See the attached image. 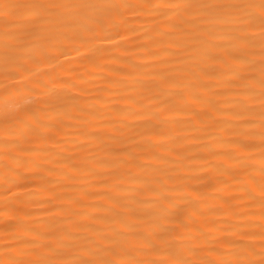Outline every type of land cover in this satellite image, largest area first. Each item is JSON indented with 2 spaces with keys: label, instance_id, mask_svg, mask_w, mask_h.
<instances>
[{
  "label": "bare ground",
  "instance_id": "1",
  "mask_svg": "<svg viewBox=\"0 0 264 264\" xmlns=\"http://www.w3.org/2000/svg\"><path fill=\"white\" fill-rule=\"evenodd\" d=\"M127 2L118 27L86 43H58L14 75L0 59V113L42 122L0 116V264L101 258V238L124 223L176 229L194 264L228 242L210 258L261 259L264 217L249 195L264 131L259 29L242 32L227 9L152 7L185 0ZM141 245L131 238L123 258L170 259Z\"/></svg>",
  "mask_w": 264,
  "mask_h": 264
},
{
  "label": "snow or ice",
  "instance_id": "2",
  "mask_svg": "<svg viewBox=\"0 0 264 264\" xmlns=\"http://www.w3.org/2000/svg\"><path fill=\"white\" fill-rule=\"evenodd\" d=\"M146 6V5H145ZM133 7L127 0H15L12 3L0 2V20L3 21V32L0 35V59L3 61V68L8 75L15 73L11 69L25 67L29 62L36 61L39 56L44 55L48 48L54 47L63 41L87 42L90 35L105 31L106 29L117 28L118 18L124 15V12ZM154 8H176L183 9L185 12H193L198 9H227L235 13L242 14L243 28L242 32L253 29H259L262 45H264V0H229V2H200V0H185L183 3H167L152 5ZM119 35V32H116ZM104 39H111L110 36ZM261 64L264 65V47L261 51ZM264 72V69H262ZM261 96L264 97V75L260 80ZM11 99V97H9ZM5 109L8 101H5ZM54 107V101H46ZM264 105V99H262ZM21 109L20 113H10L5 110L0 113L3 121L7 124L15 120L18 125H26L29 130L38 128L42 123L33 113L31 116ZM264 117V110L261 113ZM261 155L259 176L260 182L258 193L255 187L249 190L252 199L260 200L261 216L264 217V131L261 132ZM7 142V141H6ZM245 148L247 145L244 146ZM252 181L255 177L251 178ZM159 199V198H158ZM169 197H163L162 207L170 209L173 207L168 201ZM124 211H128L127 208ZM164 219H167L165 216ZM264 228V225H262ZM134 224L124 223L122 230L114 235H108L101 238L109 241V246L103 248L104 257H100L98 249H82V255L88 257L82 260L60 259L55 264H194V262L183 258V251L178 247L183 237L173 235L176 229H165L163 231L154 230L148 235L136 232ZM247 233L242 234L243 236ZM117 237H125L118 239ZM131 238H137L142 241L138 251L149 252L152 254H163L170 259L159 260H137L124 259L129 255L127 245ZM261 239L264 241V231L261 233ZM236 242L221 244L220 249L229 247ZM50 247V245H49ZM261 259L256 260H224L220 256L213 257L214 253L220 252V249H210L195 264H264V243H262ZM190 252L197 249L190 248ZM4 264H52L51 261L41 256L24 262L15 259H9Z\"/></svg>",
  "mask_w": 264,
  "mask_h": 264
}]
</instances>
